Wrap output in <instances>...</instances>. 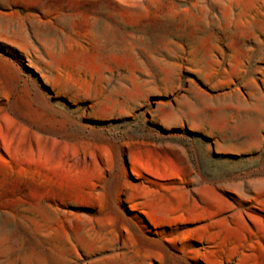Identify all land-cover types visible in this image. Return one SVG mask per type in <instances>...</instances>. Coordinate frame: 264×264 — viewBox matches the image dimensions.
<instances>
[{"label":"rangeland","instance_id":"rangeland-1","mask_svg":"<svg viewBox=\"0 0 264 264\" xmlns=\"http://www.w3.org/2000/svg\"><path fill=\"white\" fill-rule=\"evenodd\" d=\"M0 264H264V0H0Z\"/></svg>","mask_w":264,"mask_h":264},{"label":"crops","instance_id":"crops-1","mask_svg":"<svg viewBox=\"0 0 264 264\" xmlns=\"http://www.w3.org/2000/svg\"><path fill=\"white\" fill-rule=\"evenodd\" d=\"M23 81L19 66L5 55L0 54V86L3 88V98L17 94Z\"/></svg>","mask_w":264,"mask_h":264}]
</instances>
